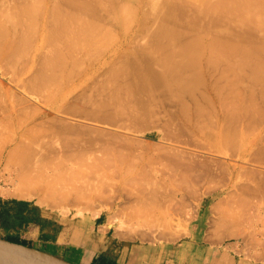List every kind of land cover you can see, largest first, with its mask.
Segmentation results:
<instances>
[{
    "label": "bare ground",
    "instance_id": "6f19581e",
    "mask_svg": "<svg viewBox=\"0 0 264 264\" xmlns=\"http://www.w3.org/2000/svg\"><path fill=\"white\" fill-rule=\"evenodd\" d=\"M45 14H47L46 17L48 18V19L46 18L45 20L46 22H44L47 26L46 27L47 31H45L47 32L46 35L44 32L41 33L43 28L39 29L40 24L43 23L41 17H43ZM217 22L219 23L223 22L222 23L223 25L221 24V26H225L224 28H226L228 32H225L226 31L225 30L221 34L219 32L217 33L216 31H214L213 27L215 23L217 24ZM211 23H213V25ZM187 24L190 25V27L189 26L187 27ZM258 32L259 34L257 35ZM225 33H229V34L226 35ZM133 35H135V37ZM10 36H12L13 38L12 37L10 38ZM263 36H264V0H8V1L0 0V61H1L0 63L1 64L0 66V125L2 126V123L4 124V122H7V124L8 123L11 124L9 120H11L12 122L13 118L19 119L18 120L19 122L21 121V119L23 120L24 116L29 119L28 116L32 113V109L35 108L34 106L36 105L34 103V106H31V103L33 105V101L37 102L36 99H38V102L42 101V103L45 105V107L48 110L57 109L60 107L61 104H64L66 101H67L66 103H68L69 101L68 97L77 88L78 89L82 88L81 90H83L84 88L85 91H82L83 93H79V92L76 93L80 95L82 94L83 97L85 96L84 98H82L83 100H81L82 96L78 95L76 96L77 99L73 98L72 99L73 101L69 102L67 107H64L65 104L62 106L65 109L67 108V111L70 114L74 115L73 117L76 116L75 119L77 117L79 118L81 117L80 120L82 119L81 120L82 122L85 119V117H87L92 120H95L92 122H98L100 120V122L109 121V123L111 124V121L114 120V117L116 118L115 120L117 121L118 117L116 116H118L120 112L121 114L124 113L123 108L125 106L121 107L120 105L118 108H120L121 111H118L120 109L117 108L118 110L116 109V111L118 112V114H116V116L115 115L113 116V113H109L108 111H110L112 108L114 110L116 104L112 105L111 103L112 105L111 106L109 103L112 102L113 100L115 102V99L117 100L118 103V99L120 98H121V102L122 101L124 102L127 98L125 96V93L127 94V96L131 95L134 97L133 93H131L132 92L131 89L133 88H130L131 92L128 90V88L127 90L129 92H126L127 90L121 91L119 89V87H121L120 81L122 82L124 81L122 87L123 86L129 87L131 85H132L131 87L133 86L137 87V84L140 82L139 85L142 87L140 88L143 90H140L139 87H137L138 89L134 88L135 90L136 89L139 90L136 92V94L141 91H142L141 93H147L144 91L145 89H147L146 91H148V87H150V89L152 87L153 88L157 87L158 90L160 89L159 92L155 89L154 90L151 89L152 93L153 91L154 93L157 91V93L161 95V93H163L161 91V88L164 86L163 89L165 88L168 89L169 92L174 91L175 93V94L173 92L169 93L166 90L169 93V94L167 93L168 95L167 97L166 94L163 93L166 99L169 97L172 100L176 101L175 98L173 99L172 94H174L179 99V103H178L179 105L176 106H178L180 110V113L178 112V114L179 115L182 114L184 116L183 117L184 121L185 118L186 121L187 119L189 120L191 119V121H193L192 117L196 116L195 121H193V123L195 122L193 124V128L194 129L196 128L195 130H197L198 132L197 137H195V133L192 132L193 130L191 128H190L191 131H189L188 128L191 126L189 127L188 125L186 126L187 128L186 130L189 131L190 134L189 132L188 133L184 132L183 130H179L178 128L179 131L183 132V133L179 132L180 134L182 133L185 136L190 135L189 136L190 140L188 139L189 140L188 141L186 139L188 143H190V145L193 144L192 141L193 137L197 139L198 136L201 135L206 139V141H209V145H206L207 147H205L207 148L206 151L207 150L212 151V149H214L213 151H215L217 154L219 153L224 157L228 154H232V155L234 154V157L232 156L234 159L232 160V158H230L232 162L230 163L225 162V164L224 162H222L225 161V159L220 161L216 157L214 159L213 157L211 158L210 156L209 157L211 159H209L206 162L204 160L207 157L206 156L203 159L204 162L203 163L202 161L200 162L202 163L201 167L204 168L206 171H208L209 173L208 172L207 173L209 175L210 173H216L219 175L220 173L224 172L226 175L224 177H226V179L228 178L230 182L234 184L232 186L234 187V191H232L234 193L232 194H235V196L240 195L238 197V201H241L242 199L243 202L244 198H246L247 196L248 197L251 196L252 199L254 198L258 199L264 196V171H262L263 168H261V166L264 165V145L256 144L257 141L254 144V140H251L249 138L250 136L248 135L249 130L248 131L242 130L243 131L242 134L241 129L238 128L239 126L237 125L238 126L237 127L236 125L231 124L232 122H229V120L226 117L222 118V123L214 121L213 120L214 117L212 115H216L215 113L218 114V112L216 110L215 113L213 114L214 112L213 110L217 108H214V105L216 104L214 99L209 94L208 89L210 87L212 88L211 91L214 88L217 90L216 91L214 89L215 94L213 93L214 95L218 94L216 96L217 97L216 101H218V98H220L219 94L221 92L219 90L222 89L221 90L223 91L222 93H225L227 95L226 96L221 93L224 96H221L223 98L222 100L219 99L220 100L219 102L222 101L221 103L223 104L224 101L225 102L229 101L227 100L228 97H229L228 99H232L231 96L233 94L234 95L232 101L234 103L236 102V100L238 101L241 100V102H243L244 99H246V97H244L243 101L241 98L239 100V97L241 96L240 94L242 92L240 91L241 87H239L240 88L239 89L237 85L239 81L242 83V81L244 82V80L250 78V81L253 80L252 84L250 85L251 87L253 86L256 87L257 83L259 84L261 83L263 85L264 84V43L260 44V39H259L260 37ZM7 38H10L12 41H10V39L8 40ZM137 38L140 39L138 40ZM242 39H244V41L246 42H244ZM257 39L259 41H257ZM143 40L145 41L143 42ZM240 40H242V43L240 42ZM262 41H264V39L261 40V42ZM2 61L4 62L3 63L4 65L2 64ZM221 62L226 63V65L224 66L225 69H222L221 67L222 65H224V63L218 65V63ZM34 64L36 65L34 66ZM215 65L217 66V68ZM33 66L35 67L34 69ZM213 68L217 70L216 71L217 73L220 72L226 74L230 72V75L234 74L233 76H231L233 78L229 77L230 79H233V81H230L227 75L225 76L223 74H219V75L216 74L215 75L216 77L221 76V78L218 77V79L220 80H222V77L223 80L226 78L224 82L222 80L223 84H221L220 80H218L215 76H213L214 73H216L214 72ZM211 69H212L211 71L212 73L210 72ZM244 70L246 71V74H244L243 76L245 78L246 77L245 75H247L248 78L247 79L245 78L244 80L242 78H241L242 80L238 79L237 77L240 76L243 77L242 74H240V76L238 75L240 72L245 73ZM248 72L250 73L249 75L247 74ZM210 73L212 76L208 77V74ZM236 73H238L237 76H235ZM27 74L30 75L29 77L26 76L29 79L24 87L25 88L24 91L27 94H24L25 92L23 91V93H21L22 95H19L18 93H16L17 90H14L13 92L11 88L8 87L5 88L1 80V78H9V76L11 75L10 77L11 84L13 83L15 86L17 85V88L21 89V87L19 86L22 82L25 83L24 82L25 80L20 82V79H22V77H24ZM71 75L72 78H70ZM79 75L80 77H78ZM120 75H122L121 78L123 80L119 79ZM234 76L236 77L235 79ZM73 78H76V81H74L73 85L67 90L66 84L68 83H64L65 84L64 87L63 86V82L65 81L64 79L67 80L69 79L70 81H73L74 80ZM67 80L66 82H69ZM234 80L236 81L238 80V81L236 82ZM253 82H255V85H253L254 84ZM229 83L234 88L232 86L230 88ZM246 84H247L246 86L249 87L248 83ZM158 85H161V88H158ZM235 87L238 88L239 93L237 89H236L237 92H235L236 91ZM261 87L262 86L260 85V88ZM224 88L225 89L227 88L228 90L229 89L233 90L231 91V93L232 92L234 93L228 95L230 90L226 92L227 90L225 91ZM246 88L247 87H245V90ZM59 90L61 91L59 92ZM65 90H67V92H65ZM242 90L244 89L242 88ZM122 92L123 93L125 92L124 95ZM141 93L139 95H141ZM152 93H148L147 96L152 95ZM157 93H155V95L153 96L154 98L152 96H151L152 98L150 96L149 98L155 100L156 95H158ZM236 93L237 95L239 94L240 96H235ZM57 94H59L60 96L57 97ZM76 94H73L72 96H75ZM118 94L119 96L120 95H122L123 97L125 96L124 97L125 100L122 99V96L117 98ZM244 94L246 93H243V96ZM248 94L250 96L248 100L256 99V98L250 99L251 96L252 97L254 96L251 93ZM259 95H261V93H259ZM131 96L130 98L132 99ZM234 97H237V99ZM130 98L128 97V99ZM78 99H80L83 102L81 103L80 100L78 101ZM70 100H71V96H70ZM133 100H135L133 104L135 102H138L136 101L135 97ZM133 100L131 101L128 100V102H132ZM143 101L144 100H142V103H144ZM232 101L230 103L228 102L231 106L233 105ZM189 102H191V104H194L195 107L190 108L189 105L191 106V104ZM245 102L246 101H244V103ZM86 103H88V105L91 103L92 106H86L87 105ZM228 103H224V105H220L218 103L219 106L221 107L223 106V109L220 107V110L222 109L223 111H226V109L224 108H226ZM125 104L127 105L125 111L128 112V109L131 108V107L128 108V105L130 106L131 104H127V103ZM125 104L123 103V105ZM139 104H140L139 102L137 104L135 103V107H138ZM248 105L249 106H247L248 107L247 112H250L251 108L252 107L254 108L255 106H253V103H249V102ZM62 106L60 108H62ZM142 106H144V104H142L140 107ZM240 106L241 105L239 104V107ZM102 107L103 108L108 107V109L109 108L111 109L108 110L105 108V110L108 111H103L101 110ZM133 107L134 105L132 106V108ZM247 107L245 106L243 107V109L246 111ZM37 108L40 109L39 107ZM37 108L33 109V111L36 112ZM232 108H234V106ZM232 108L231 110H233ZM30 109L31 112L29 111ZM243 109H241L240 107L239 111H241V113H238L239 112L238 111L237 115L236 112H234V110L237 111L238 107H236V109H234L233 111H230V108L228 109V111H230L228 112L230 113V115L232 114L233 116L234 113L235 118L234 117L232 118L235 119V123L237 121V124H241L239 123V121L242 120V119L240 120V118H242L240 115H243L242 112L245 115V111ZM254 109H256V112L252 109L251 110L252 112L250 113L251 114L256 113V117H257V112L259 111V108H254ZM131 110L132 113L135 112L134 109H130V111ZM179 110L177 109L176 111ZM222 110L220 111L221 113H225V115L226 114L229 115L227 112H222ZM247 112L246 115L250 114ZM40 113L39 115L41 116L42 115L47 116L48 114L47 111H44L41 114ZM259 113H261V110L260 112H258V115L260 116L262 113L261 114ZM34 114L30 116V119H32L33 122L36 121V119L33 120L32 118ZM251 114L249 115L250 116L249 119L251 118ZM37 115L38 114H36L35 116ZM67 115L69 114L67 113ZM54 117L56 118V116ZM82 117H84V119ZM180 117L182 116L180 115ZM212 117L213 119L211 120ZM258 117L256 119L253 118V121L259 119ZM260 117L262 118L263 116ZM27 118H25V122ZM87 118L85 120H87ZM139 118L141 117H138V120ZM198 118L201 120L199 121ZM141 119L143 120V118ZM73 120H71L72 122L69 120L70 123L69 121L66 120V122L69 124H65L66 122L64 123L65 125L63 123L58 124V128L60 129L57 128V131H55L56 134H58V132L60 134L61 131L66 133V135L62 134L65 137L63 139L65 142L63 144L66 145V150L64 151L65 152L64 157L66 158L65 162L64 161L58 163L56 162V164L54 165L52 164L50 165L49 164L50 162L48 163L46 157L51 156L49 155V152L51 151L50 153L52 154L57 153L56 149H55L56 151H54L55 148L54 145L47 144L49 142H47L45 146L48 147L47 148L48 150H50L49 146L50 148L54 147L52 149L53 152L52 150L48 152L47 149H42L44 148L43 143L39 145L40 148L39 147L37 148L34 142V144L32 145L33 147L31 145L29 146L26 144L25 145L21 144L20 146H16L11 150L8 149V145L3 144L2 146V144H0L1 155L6 156L8 160L13 159L16 161V163L13 162L14 165L16 164V167L18 168L17 179L15 181L16 188H18L21 191L24 197H29V198L36 197L39 199L40 202L43 203L49 202L56 208H58V206H60V208L61 206L62 208H64L65 205L69 207L71 205V207L74 206L75 208H77V204H79L81 201L82 203H80L79 205L82 204V206H84L86 204V207L89 208L88 207L89 205L87 204H89V201L91 204L92 193L96 190L94 188L98 189L99 187L100 188L104 187V185L107 184L108 179H104L106 178L105 176H107V174L109 173L119 174L116 175L117 176L116 179L113 178V181L117 184L121 183L120 185L122 187L132 188L133 189L132 192L134 191L136 192L135 195L134 193H132L134 195L133 196L134 200L131 199V196L129 195L126 196V198L130 197L131 202L129 203L128 201V203L126 204L127 202L126 200L125 206L126 205L127 206L126 208L123 209L124 211L121 212L123 219H119L120 220L119 223L121 225L122 222L128 223L129 227H133V229L131 230L133 236L138 235V237H141V239L142 237L143 239L144 237L150 239L153 238L152 241L156 240L157 242L159 241L161 244H163V242L167 240L171 241V239L177 235L176 233L179 232L177 231L179 228L177 229L178 226L177 227L175 226L177 230L172 228L173 227L172 223L174 222L172 219V217L174 216L173 212L171 211V208L166 209L165 207H162V204L164 203L162 202L163 196H161V194L158 192L159 179L157 178V176L151 178V174L154 172L152 175H155L157 173V170H159L160 172L165 171L164 174H167V176L165 177L171 179L176 178L177 176L183 177L184 180L182 181L186 180V176L187 179L189 176H190L189 178L191 177L195 178L194 175L196 176V173H198L202 169L200 166H198L200 164L198 165L196 164L197 167L196 165H194L195 162H193L194 161L193 159L196 157V155L194 156V154H196L195 150L193 152L192 151L193 149L191 148L192 150L190 152V150L187 149L189 153H191V156L192 153H194L193 154L194 157L192 156L193 158L190 159L191 157L189 158V156L187 155L188 153L186 152L187 150L183 149V147L186 146L184 145V142H183L184 146L183 147L181 146L182 148L180 146L179 148H177L176 146H172L171 144L167 146H162V144H164L162 141L164 137L161 138L160 136H158L157 140H155L156 142H147L141 138L135 139L133 138L134 136H132L131 138L129 136L130 134H128L129 131L128 133H126L128 135L125 134L123 135L122 133H121L122 135H120L119 133L118 135L116 134V136H113L111 135L113 134V132L112 133L109 132L108 134L102 135L103 132L105 133L107 132L108 129L106 131L104 130L105 127L109 125V123H106L107 126L103 127L104 128L103 130V128L101 129L100 127L97 128L95 127L97 123L93 125V127L90 126L89 124H86L87 126L89 125L88 126L89 128H86L87 126L85 125V123H83L84 124L83 126V124H80L81 122L75 123L76 121ZM191 121H189L188 123L189 125H191L190 124ZM232 121L234 122V120ZM245 121H247L248 123H245L246 124L245 127L243 125V129L244 128L250 129L251 126L254 125V123H257V122L254 123L252 122L253 123L252 124L250 120L249 121L245 120ZM23 122L24 120L21 121L22 124ZM46 122L48 123V121ZM58 122L56 121V123ZM178 122L180 121L178 120ZM51 123L53 122L50 121V124ZM250 123H251L250 128H247L248 126L247 124L250 125ZM114 124L112 125L114 128L115 127H117V129L118 127L122 128L120 127L121 125H118L116 123L117 126L116 124L114 126ZM182 124L186 125L183 123V121ZM182 124H179V127L180 126L183 127ZM51 126L49 125L50 127L49 130H51ZM56 126L54 125V127ZM112 126L109 127L113 128ZM100 129L102 130V133L100 132L101 131ZM31 131L32 130H30V132ZM51 133L49 132L50 136ZM24 134H22V136H18L19 138H16L15 136L17 135L14 134L15 135L13 136L14 141L13 140L12 141L15 143L18 142L21 139V137L26 136V134L25 136ZM191 134L192 135L194 134L192 138H191L192 136ZM44 135L40 136L43 138L41 140L40 137L38 136L39 138L38 137L37 138L39 139V141L37 140V138L36 141L38 143H40V141L45 143V141L43 140L46 135L45 136ZM253 136L251 135V137ZM0 137H1V132H0ZM186 140L185 143L188 145ZM38 143L36 144L38 145ZM194 143L197 144L196 141H194ZM210 144L212 146V149H210L211 148ZM161 147H165V150L162 154L154 152L155 150H159ZM227 149L229 150L231 149L232 152L231 153H227L230 151L225 152V150ZM200 150L202 149L200 148L199 152ZM233 150L236 153H234ZM46 152H48V154ZM208 153H210V151ZM145 156H148L150 160L147 161L144 160L143 158H145ZM39 157L40 158L42 157L43 160L45 158L46 161L45 160L43 161ZM200 157L202 156L200 155L198 159H201ZM245 157L247 158L245 159ZM38 159L40 161H38ZM207 159L208 158H206V160ZM41 161H43V163H41ZM240 162L243 163L252 162L255 164V166L249 165V167L247 168L246 166H244L245 164L243 163L241 164ZM191 163L194 164L192 165ZM189 166H191L193 170L195 169L194 170L196 172L195 174L191 172L192 170H188L189 172L186 170L183 171L184 169H187L186 167ZM193 166H195V168ZM139 167H142V169H140ZM46 168L48 170H50L51 168V171L48 172ZM137 168L140 172L137 170ZM197 168H199L198 172L196 170ZM204 169H202L203 171L202 170L201 171L203 173H206V171L204 172ZM136 170L137 172L135 175V173L133 172H135ZM88 171L89 174L95 173V175L97 174L100 175L101 173H104L105 176H100L98 177L97 180H95L94 178L91 179V177L89 178V176L88 177H85L84 175L83 177L81 176L83 173L85 172L87 173ZM201 171L199 172L201 173L200 176L203 175ZM247 171L249 176H251L250 174L253 172L252 173L253 176L250 177L251 178L250 180L248 178L249 177L248 174L244 173ZM145 172L147 175L146 177H145ZM185 172H187L188 175L189 173L194 175L192 176L190 174L188 176ZM254 172L256 175L254 174ZM137 173L139 174L144 173V175L141 174L144 177L143 176L137 177ZM243 173L246 174L247 176L243 175ZM129 175L131 176L135 175L136 177L135 176L129 177ZM242 175L244 177L246 176L245 179L243 178L246 183H242L241 185L240 183L243 181ZM116 176L114 175V177ZM206 177H204L203 175V178ZM213 177H216V175L212 177L210 176L209 180L211 179L214 181V179H212ZM247 178L249 181L247 180ZM217 179H219V182H217L218 180L217 181L215 180L214 183L216 182L218 184L225 183L224 185H226L227 182L224 180V178H219L218 176ZM221 179H223L222 180L224 181L223 183L222 181H220ZM235 183H239V184H235ZM191 184L193 183H190V185ZM206 184L208 185V183ZM190 185L187 184L186 188H188ZM217 187L220 186L217 185ZM182 188H184V186ZM130 191H128V193ZM193 192H195V190ZM242 192L246 195H243ZM190 193L193 194L192 192ZM229 193L230 194L228 195H231V191ZM93 194L95 196L96 193ZM235 196L232 197L233 201L237 200L236 199L237 197L235 198ZM248 197L246 200L249 199V201H251L252 199L250 200V198ZM224 198L225 197L222 198L223 201ZM220 199H218L216 201L217 203L213 205L215 211H217V208L219 206H222L221 204H223L222 200L220 201ZM258 200L256 201L258 202ZM260 200L262 201L261 198ZM169 201L172 202L173 200H169ZM238 203L242 205L241 202ZM247 203L249 202L245 201V204ZM230 204L233 203L230 202ZM240 204L238 205L241 206ZM234 205L236 207V204H233V206ZM242 206L241 209L243 208ZM86 207L84 206V208ZM235 207L234 209L237 210ZM80 208L82 209L83 207L80 206ZM237 208L239 207L237 206ZM231 209L232 211L229 212L227 218L224 216L225 218L219 217V219L216 218L213 219V221L211 222V231L210 230L208 231V233L209 232L211 233L207 237L208 243L212 245L214 244L219 245V243L221 244L222 240L224 239H231L237 237L238 230L240 231V229L241 230L242 228L244 229L243 226L242 228L238 229L239 226L234 227V225L231 224L230 220L233 218V217L231 218V215L233 214L230 213L232 212L234 213L233 211L234 209L231 207L229 211ZM65 210L68 211L69 210L68 207H66ZM237 211L235 212V214L237 213ZM193 212H195V210ZM238 214L240 213L238 212ZM101 215H103L102 210L101 212L98 213V216ZM249 215L250 214H248V217ZM255 216L256 215L252 217L254 218ZM193 217L195 216L193 215ZM244 217L242 216L240 218V216L238 215L239 218L238 220ZM259 217L260 216H257L256 218ZM177 221H175V223ZM228 222H230L229 224H231V226L238 229L236 233L235 231H233V229H230ZM179 223L181 224L182 222L178 221V224ZM186 223L184 224L185 227H186ZM180 226L184 227L182 225ZM225 228H227L228 231L226 232L228 234L226 235L225 232L226 236L225 235L222 236L221 229L224 230ZM181 230L182 229H180V232ZM184 230L186 229H183V232H181V234L185 232L186 234L184 235L186 236L184 235L183 236L184 238L188 239L189 242L187 241L182 245V248H184L182 253L183 256L186 254L188 247L191 246L190 242H192V240H195L196 237L200 236L199 231L197 232L198 233L197 235V233L191 231V229L189 228L187 229L188 232ZM223 230L222 233H224ZM180 232L178 233L179 234L178 238L182 236ZM246 232L247 231H245L244 234ZM210 236L212 237L211 239ZM150 239L149 242L151 241ZM172 241L174 240L172 239ZM41 257L58 264L57 260H55L52 257L49 258L45 255H42Z\"/></svg>",
    "mask_w": 264,
    "mask_h": 264
},
{
    "label": "rangeland",
    "instance_id": "374dc122",
    "mask_svg": "<svg viewBox=\"0 0 264 264\" xmlns=\"http://www.w3.org/2000/svg\"><path fill=\"white\" fill-rule=\"evenodd\" d=\"M8 1V0H7ZM46 15L47 14H45L43 17H41L42 19L41 20H43V23H41L40 24V27H39V29H42L43 28V30L41 31V33H45V35H46V33L47 32H45V31H47L46 30V24L44 23V22H46L45 20H46ZM48 19V18H47ZM205 23V22H204ZM223 22H221V23H219V22H217V24L215 23V25H214V31H216L217 33L219 32V33H221L222 34V32L223 31H225L226 30V28H224L225 26H221V24H222ZM212 25H213V23H211ZM186 25V24H185ZM223 25V24H222ZM225 25V24H224ZM45 26V27H44ZM190 27V25H188L187 24V27ZM205 26V25H204ZM223 27V28H222ZM211 30V29H210ZM225 32H228L227 30L225 31ZM215 33V32H214ZM226 35L227 34H229V33H225ZM224 34V35H225ZM259 34V32L257 33V35ZM41 35V34H40ZM261 35V34H260ZM259 35V36H260ZM134 37H135V35H133ZM12 36H10V38H11ZM132 37V36H131ZM10 38H7L8 40L10 39ZM13 38V37H12ZM262 38V39H261ZM37 39V38H36ZM35 39V40H36ZM138 39V38H137ZM136 39V40H137ZM140 39V38H139ZM138 39V40H139ZM260 39V44L261 43H264V41H262L261 42V40H263L264 39V36L263 37H260L259 38ZM7 40V41H8ZM243 41H244V39H242ZM242 40H240V42L242 43ZM10 41H12L11 39H10ZM131 41V40H130ZM145 40H143V42H144ZM237 41V40H236ZM257 41H259L258 39H257ZM137 42V41H136ZM141 42V41H140ZM244 42H246V41H244ZM243 42V43H244ZM250 46H251V44H250ZM0 63H1V61H0ZM4 62L2 61V64H3ZM224 62H221V63H218V65L219 64H223ZM4 65V64H3ZM36 64H34V66H35ZM217 65V64H216ZM215 65V66H216ZM226 65V63H224V65H222L221 67H222V69H225L224 68V66ZM0 66H1V64H0ZM33 66V69L35 68ZM219 67V66H218ZM69 68V67H68ZM216 68H217V66H216ZM214 69V72H216L217 70H215V68H213ZM219 69V68H218ZM221 69V68H220ZM35 71V70H34ZM212 71V69L210 70V72ZM229 72V71H228ZM243 72V71H242ZM244 72L245 73H239V75L238 76H240V74H242V76L244 75V74H246V71L244 70ZM212 73V72H211ZM211 73L210 74H208V77H210V76H212L211 75ZM232 73H234V72H232ZM216 74H223V73H214V75L213 76H215ZM237 74L238 73H236V75L235 76H237ZM248 75L250 74L249 72L247 73ZM73 75V74H72ZM72 75H71V77L70 78H72ZM223 75H227V77L229 78H233V77H231V76H233L234 74H232V75H230V72L229 73H226V74H223ZM222 75V76H223ZM26 76H30L29 74H27V75H25L24 77H22V79H20V82H22V81H24L25 83H23V85H22V83L20 84V86L19 87H21V89H19V88H17V85L15 86L13 83L11 84V82H10V77H11V75L9 76V78H1V80H2V82H3V85H4V87L5 88H11L12 90H13V92H14V90H17L16 91V93H18L19 95H22L21 93H23V91H24V87H25V84L27 83V81H28V79L29 78H27ZM225 76H224V78H225ZM234 76V79L236 78ZM246 77V79L248 78V76L247 75H245ZM78 77H80V75L78 76ZM122 75H120V80H123L122 78ZM208 77H207V79H208ZM216 77V76H215ZM219 78H221V76H218ZM218 77H216L217 79H218ZM137 78H139V77H137ZM229 78V79H230ZM238 79H245L244 78V76L243 77H237ZM74 79V80H73ZM73 79H71V80H73V81H70L69 79L67 80V79H64L65 81L63 82V86L65 87V84L64 83H68V84H66V86H67V90L73 85V83H74V81H76V78H73ZM226 79V78H225ZM224 79V80H225ZM241 79V80H242ZM249 79V80H248ZM247 80H244V82L242 81V83L239 81L238 83H237V85H238V88L239 87H241V90L240 91H242L241 92V96L238 94L237 95V93L235 94V96H240L239 97V100H240V98L242 99V101H243V99H244V97H246V99H244V101H246L245 103H244V101L243 102H241V100L240 101H238V100H236L237 99V97H234V98H236L235 100H236V104L232 101V99H233V93L234 92H232L231 93V91H233V90H230V92L228 93V95H230V94H233L232 96H231V98L232 99H228L227 98V100H229V101H227V102H223V104L221 103V102H219L220 100H222V98L223 97H221V96H224V95H226L225 93H222L223 91H221L222 89H220V88H218V89H220L219 91L222 93V94H224V95H222L221 93L219 94V96H220V98H218V101H216L217 99V95H214L215 93H214V91L216 90L215 88V90L213 89L212 91H211V89L212 88H210L209 87V89H208V91H209V94L211 95V97L214 99V101H215V104L216 105H214V108H217V109H215V110H213L214 112H213V114L215 113V111L217 110V112H218V114H219V116H218V114L217 113H215L216 115H212L213 117H214V119H213V117L211 118V120L213 119L214 121H216V122H220V123H222V118L223 117H226L228 120H229V122H232L231 124H234V125H238L237 127L239 128V129H241V133L243 132L242 130H244V131H248V135H250L249 136V138L251 139V140H254V144H255V142L257 141V143L256 144H260V145H264V100H262V99H264V84L262 85L261 83L259 84V83H257V88L255 87V86H253V87H251L250 85L252 84V81H250V78H248ZM66 80L67 81H69V82H66ZM137 80V79H136ZM135 80V81H136ZM218 80H220V79H218ZM222 80H223V77H222ZM222 80H220V83L221 84H223L222 83ZM224 80H223V82H224ZM230 81H233V79H230ZM234 81H236V80H234ZM238 81V80H237ZM236 81V82H237ZM248 81H250V82H248ZM70 83V84H69ZM231 83V82H230ZM229 83V84H230ZM244 83V84H243ZM246 83H248V85H249V87L248 86H246L247 84ZM254 84L253 85H255V82H253ZM120 84H121V87H119V89L121 90V91H126L127 90V88H128V90L130 91V88H137V87H139V89L140 90H143V89H141L142 87L139 85L140 84V82L137 84V87H131V86H129V87H125V86H123L122 87V85L124 84V81L122 82V81H120ZM232 84V83H231ZM229 85L230 86V88H231V86L232 85ZM22 85V86H21ZM70 85V86H69ZM218 85V84H217ZM239 85H241V86H239ZM243 85V86H242ZM244 85H245V87H247L246 88V90H245V87H244ZM260 85L263 87H261L260 88ZM220 86V85H219ZM16 87V88H15ZM141 87V88H140ZM164 87V86H163ZM163 87L161 88V85H158V88H161V91L164 93V94H166V97L168 96L167 95V93L169 92L168 91V89H163ZM233 87V86H232ZM237 87V86H236ZM235 87V90L237 89L238 90V88H236ZM254 87H255V89H254ZM126 88V89H125ZM147 88V87H146ZM217 88V87H216ZM228 88V87H227ZM225 89V91L226 92H228L229 90L228 89ZM234 88V87H233ZM242 88L244 89V90H242ZM258 88H260V89H258ZM82 88H80V89H76L74 92H72L73 94H76V93H83L82 91H85L84 90V88H83V90H81ZM133 89H131V93H133V95H134V97L136 98V101H138L140 104V106L142 105V104H144V106H142V107H140L139 105H138V107H135V103L137 104L138 102H135L134 104H133V102L135 101V100H133L134 99V97L133 96H131L132 97V99L130 98V96H127V94L125 93V96L127 97L126 98V100L124 99V97L122 96V95H120L119 96V94H121V93H119L118 94V96H117V98L118 97H121L122 96V99H124L125 101L123 102H121V98L120 99H118V103H117V100L115 99V102H114V100L112 101V102H110L109 104L111 105V103H112V105L113 104H116L115 105V108H114V110H113V108L111 109V108H109V109H111L110 111H108L109 109H108V107L106 108V107H102L101 108V110H103V111H108L109 113H113V116L115 115L116 116V114H118V112L116 111V109L121 105V107L123 106H125L123 109H124V113L123 114H121V112L118 114V116H116V117H118L117 118V121L115 120L116 118L114 117V120H112V121H114V122H112L111 121V124L109 123V121H105V122H103V121H101L100 122V120L98 121V122H92V121H95V120H92V119H90V118H87V117H85V119L87 118V120H85L84 119V117H82L84 120H83V122L80 120V118L79 117H77L76 119H75V117H73L74 115H72V114H70L68 111H67V108L65 109L64 107H67L68 106V104H69V102H72L73 100V98L74 99H77L76 98V96H78V95H80V94H76L75 96H72L73 94L71 93V100H70V96L68 97V99H69V101H68V103H64L65 104V106L63 107L62 105H64V104H61L60 105V107L62 106V108H57V109H47L46 107H45V105L42 103V101H40V102H38V99H36L37 100V102H35V101H33V105H32V103H31V106H34V103L36 104L34 107L35 108H37V107H39L40 109H38L37 108V110H39V111H37L36 110V112H34L33 111V109H35V108H33L32 109V113L28 116L29 117V119H30V116L32 115V114H34V113H36V114H38L37 116H35L36 114H34L33 116H32V118H33V120H35L36 119V121L35 122H33L32 121V119H28L27 117H23V120H24V122H23V124L21 123V121H23L22 119H21V121L19 122L18 120L19 119H16V118H13V120H12V122H11V120H9L10 121V123L11 124H7V122H4V124L2 123V126L0 127V132H1V137H0V144H2V146H3V144H5V145H8V149H13V148H15L16 146H20L21 144H23V145H33L34 144V142H35V145L37 146V148L39 147V145H41L42 143H43V147L44 148H42V146H41V148L42 149H47L48 147H46L45 145H46V143L47 142H49V143H47V144H52V145H54V151H56L57 150V153H54V154H52V153H50L51 151L50 150H52L53 148H50V146L49 145H47V146H49V149L50 150H48L47 149V151L49 152V155H51V156H47L46 158V160H48V163L51 165H54V164H56V162L58 163V162H65V160H66V158L64 157V155H65V150H66V145L65 144H63L65 141L63 140L65 137H64V135H62V134H65L66 135V133H64L63 131H61V133L59 134V132H58V134H56L55 133V131H57V128H58V124H61V123H65L66 122V120L67 121H71V120H73V121H76L75 123H78V122H81L80 124H83V123H85V125L86 124H89L90 126H92L93 127V125H95L96 123V125H95V127L97 128V127H100L101 129L103 128V127H105V126H107V124L106 123H109V125L107 126V127H105V130H104V128H103V130L104 131H106L107 129L109 130H107V132L105 133V132H103L102 133V130L100 131L101 133H102V135H104V134H108L109 132H113V134H111V135H113V136H116V134L118 135L119 133H120V135H128V134H130L129 136L132 138V136H134L133 138H135V139H137V138H141V139H143V140H145V141H147V142H156L155 140H157V138H158V136H160L161 138H163V143L164 144H162V146H167V145H172V146H176L177 148H179V146L181 147H183L184 145H186V146H184L183 147V149H188V150H190V152H191V150L194 152V150H195V152H196V154H194V153H192V156H193V154H194V156L196 155V159L194 158L193 160V162H195V164L194 163H191L192 165L194 164V165H198V164H200V165H198V166H200L201 167V165H202V163L204 162L203 161V159H204V157H206V158H208L207 160H206V158L204 159L206 162L209 160V159H211L212 157L215 159V157L217 158V159H219L220 161H222V160H224L225 159V161H222V162H224V164H225V162H232V160L234 159L233 157H234V154L232 155V154H228V155H226L225 157L224 156H222V155H220L219 153V155L215 152V151H213L214 149H212V146H211V144H210V149H212V151L211 150H207L208 152L210 151V153H208L207 151H206V149L207 148H205V147H207L206 145H209V141H206V139L203 137V136H201V135H199L198 136V138L196 139V138H194L193 136H194V134L191 136V138L193 137V139H196V140H193L192 139V141H193V144H191L190 145V143H188V141L190 140V135L188 136L186 133V135L189 137H187V136H185V135H183L182 133V131H179V130H183L184 132H189V131H191L190 130V128L193 130L192 132L193 133H195V137H197V130H195L194 128H193V124L195 123H193V121H195V117L196 116H194V117H192V120L193 121H191V119L189 120V119H187V121H186V118H185V121H184V116L182 115V114H180L182 117H180V115L178 114V112L180 113V110H179V108H178V106H176V105H179L178 103H179V99L174 95L175 93H174V91H172V90H170V91H172L174 94H172L173 95V99L175 98V100L176 101H178V102H176V101H174V100H172L171 98H167L166 99V97L163 95V93H161V95L159 94V93H157V91L159 92V90L157 89V87H155V88H151L152 90H157L155 93H157L158 95H156V99L155 100H152V99H150L149 98V96L151 97H153L154 95H155V93H154V91H153V93H154V95H153V93H152V90L150 89V87H148V91H146L147 89H145V91L144 92H147V93H141V92H139V93H137L136 94V92L137 91H139V90H135L134 89V91H133ZM207 89V88H206ZM240 89V88H239ZM258 89V90H257ZM61 90H62V88H61ZM61 90H59V92L61 91ZM67 90H65V92H67ZM79 90V91H78ZM126 91V92H129V91ZM164 90V91H163ZM168 92H167V91ZM237 90L235 91V92H237ZM258 92H257V91ZM121 91H119V92H121ZM166 91V92H165ZM217 91V90H216ZM249 91V92H248ZM252 91V92H251ZM25 92V91H24ZM172 92H169V93H172ZM210 92H212V93H210ZM254 92V93H253ZM258 93V94H256V93ZM123 93V92H122ZM124 93H123V95H124ZM131 93H129V94H131ZM135 93V94H134ZM141 93V95H139ZM148 93H152V95H149V96H147L148 95ZM168 93V94H169ZM214 93V94H213ZM219 93V92H218ZM238 93H239V90H238ZM243 93H246V94H244V96H243ZM248 93H251L254 97H252L251 96V98L250 99H252V98H258V97H260V98H258L257 100L256 99H252V100H248V98L250 97L249 96V94ZM259 93H261V95H259ZM263 93V94H262ZM24 94H27L26 92L24 93ZM88 94H89V92H88ZM144 94V95H143ZM145 94H146V97H145ZM248 94V95H247ZM256 94V95H255ZM245 95H247V96H245ZM60 95L59 94H57V97H59ZM80 96H82V94L80 95ZM79 96V97H80ZM143 96H144V98H143ZM218 96V97H219ZM227 96V95H226ZM78 97V98H79ZM85 97V96H84ZM83 96L81 97V100H83L82 98H84ZM128 97L131 99V100H133L132 102H128V100L129 101H131L130 99H128ZM151 97V98H152ZM55 98H56V96H55ZM154 98V97H153ZM67 99V100H68ZM138 99V100H137ZM220 99V100H219ZM261 99V100H260ZM80 99H78V101H79ZM80 100V102L82 103L83 101H81ZM120 100V101H119ZM142 100H144L143 102L144 103H142ZM232 101V103H233V105L231 106L229 103ZM248 100V101H247ZM256 103H255V102ZM262 101H263V104H262ZM192 102V101H191ZM191 102H189L190 104H191ZM229 102V103H228ZM239 102V103H238ZM248 102L249 103H253V106H255L254 108H259V111L258 112H260V110H261V113H259V114H261L260 116H263L262 118L258 115V112H257V117L259 118V119H257V120H254L253 121V118L254 119H256L257 117H256V113L255 114H251L250 112H252L251 110L253 109L255 112H256V109H254L253 107L251 108V110H250V112H247L248 110V107L247 106H249L248 105ZM261 102V103H260ZM123 103L125 104V103H127V104H131L130 106L128 105V108L129 107H131V108H127L128 109V112L130 111V109H134V111L135 112H133L132 113V110L128 113V112H126L125 110H126V104L125 105H123ZM220 105H224V103H228L229 104V106H228V104H227V106H226V108H224V109H226V111H223L222 109H223V106L221 107V106H219V104ZM242 103V104H241ZM67 104V105H66ZM87 105L86 106H92L91 105V103L88 105V103H86ZM235 104V105H234ZM239 104L241 105L240 107H241V109H243V107H247L246 108V111H245V115H246V112L247 113H250L251 114V118L249 119V115L250 114H248V115H246V117H245V115H244V113L242 112V114L244 115V117H243V115H240L242 118H240V120L241 121H239V123H241V124H237V121H236V123H235V119H233L232 117H234L235 118V116H234V113L233 112H231V113H233V116H232V114L230 115V113H228V112H230V111H233L234 109H236V107H238V110L237 111H235L234 110V112H236V115L238 114V113H241V111H239V109H240V107H239ZM111 105V106H112ZM134 105V107L132 108V106ZM189 105V104H188ZM193 105V106H192ZM217 105H218V107H217ZM259 105V106H258ZM262 107H261V106ZM37 106V107H36ZM234 106V108H232ZM189 107L190 108H194L195 107V105L194 104H191V106L189 105ZM220 107L222 108L221 110H222V112H227L229 115H225V113H221L220 111ZM44 108V109H43ZM105 108L106 109H108V110H105ZM142 108V109H141ZM230 108V111H228V109ZM231 108L233 109V110H231ZM43 109V110H42ZM118 109H120V108H118ZM117 109V110H118ZM122 109V110H123ZM140 109V110H139ZM179 110V111H176V110ZM59 110V111H58ZM218 110H220V111H218ZM258 110V109H257ZM30 112H31V109L29 110ZM40 111H41V113L42 112H44V111H47L48 112V114H47V116H41V115H39V113H40ZM112 111H114V112H112ZM118 111H121V109L120 110H118ZM138 111V112H137ZM239 111V112H238ZM34 112V113H33ZM64 112H67L69 115H67V113H64ZM117 112V113H116ZM238 112V113H237ZM40 113V114H41ZM64 113V114H63ZM115 113V114H114ZM131 113V114H130ZM176 113H177V115H176ZM225 115V116H223V115ZM174 115H175V117H174ZM54 116H56V118L54 117ZM215 116H217V117H215ZM252 116H254V117H252ZM37 117H39V118H37ZM42 117V118H41ZM52 117V118H51ZM58 117V118H57ZM138 117H141V118H143V120L141 119V118H139V120H138ZM173 117V118H172ZM237 117H239V116H237ZM25 118H27L26 119V122H25ZM79 118V119H78ZM174 118H176V119H174ZM244 118V119H243ZM261 118V119H260ZM43 119V120H42ZM49 119V120H48ZM56 119H58V120H56ZM90 119V120H89ZM181 119H183V120H181ZM16 120H17V123H16ZM89 120V121H88ZM140 120H142V121H140ZM178 120L180 121V122H178ZM198 120L200 121L201 119H199L198 118ZM232 120H234V122L232 121ZM237 120H239V119H237ZM245 120H250V122L252 123H254V122H257V123H254V125L253 126H251V123H250V125L249 124H247L248 126H247V128H250V126H251V131H250V129H243V125H244V127L246 126V124L245 123H248L247 121H245ZM8 121V122H9ZM41 122V124L43 125V127H42V125L40 124V122ZM46 121H48V123L46 122ZM50 121L51 122H53V123H51L50 124ZM55 121V122H54ZM56 121L58 122V121H60V122H58V123H56ZM62 121H64V122H62ZM70 121H69V123H70ZM91 121V122H90ZM97 121V120H96ZM182 121H183V123L184 124H186V125H183L182 124ZM189 121H191V125H189L188 123H189ZM243 121V122H242ZM19 122V123H18ZM72 122V121H71ZM187 122V123H186ZM7 125H6V124ZM43 123H45V124H43ZM69 123H65V124H69ZM74 123V122H73ZM92 123V124H91ZM118 124V125H121L120 127H122V128H119L118 127V129H117V127H113L112 125L113 124ZM243 123V124H242ZM252 123V124H253ZM39 124V125H38ZM51 126L52 124V126H51V130H49L50 129V127H49V125ZM64 124V125H65ZM106 124V125H105ZM115 124H114V126H115ZM117 124H116V126H117ZM179 124H182V126L183 127H179ZM199 124V123H198ZM256 124V125H255ZM45 125H46V127H45ZM54 125L56 126V127H54ZM88 125V126H89ZM188 125V127L189 126H191V127H189L188 129H189V131H187L186 129V126ZM83 126H84V124H83ZM87 126V125H86ZM85 126V127H86ZM86 127V128H89V127ZM112 126L113 128H110V127ZM91 127V128H92ZM123 127H124V129H123ZM195 127H196V125H195ZM242 127V128H241ZM253 127V128H252ZM47 128V129H46ZM53 128H55V129H53ZM129 129V130H127V129ZM178 128H179V130H178ZM185 130H184V129ZM34 129V130H33ZM41 129V130H40ZM58 129H60V128H58ZM121 129V130H120ZM123 129V130H122ZM30 130H32L31 132H30ZM111 130V131H110ZM254 130V131H253ZM38 133V135H37V133ZM39 131V132H38ZM41 131V132H40ZM45 131V132H44ZM54 131V132H53ZM98 131H99V128H98ZM118 133H117V132ZM122 131V132H121ZM123 131H125V132H123ZM128 131H129V133H128ZM256 131V132H255ZM33 133V134H30V133ZM49 134V132L51 133V136H50V134L48 135L47 133ZM63 132V133H62ZM99 132V133H100ZM115 132V133H114ZM179 132H182L181 134L179 133ZM191 132V133H192ZM251 132V133H250ZM253 132H254V134H253ZM26 134V136H25V134ZM46 135H44V134ZM53 133H55V134H53ZM122 133V134H121ZM126 133H128V134H126ZM246 133V132H245ZM250 133V134H249ZM17 135V136H15V135ZM22 134H24V136L26 137H21V139L18 141V142H13L14 140H13V136H15L16 138H19L18 136H22ZM36 134V135H35ZM189 134H190V132H189ZM243 134V133H242ZM247 134V133H246ZM45 136V138H44V140L43 141H45V143L44 142H41L40 141V143H38L37 141H36V138L39 136ZM54 135V136H53ZM163 135V136H162ZM251 135L253 136V137H251ZM33 136V137H32ZM32 139H31V138ZM35 137V138H34ZM38 137V138H39ZM37 138V140L39 141V139ZM35 139V140H34ZM41 139H43L42 137H40V140ZM188 141H187V140ZM199 139V140H198ZM13 140V141H12ZM185 140L187 141V143H188V145L185 143ZM194 141H196V143L197 144H195L194 143ZM179 142V143H178ZM182 142V143H181ZM183 142H184V145H183ZM36 143H38V145L36 144ZM176 143H177V145H176ZM166 144V145H165ZM35 146V147H36ZM190 146V147H189ZM33 147V146H32ZM181 147V148H182ZM186 147H188V148H186ZM0 148H1V145H0ZM40 148V147H39ZM180 148V149H181ZM192 148V149H191ZM202 149V150H200V152H199V149ZM205 148V149H204ZM208 148V149H209ZM56 149V150H55ZM159 149V148H158ZM164 150H165V147H161L159 150H155L154 152L155 153H159V154H162L163 152H164ZM179 150V149H178ZM182 150V149H181ZM186 151V152H188L189 153V151ZM184 151V150H183ZM226 151H230V152H227V153H231L232 152V150L230 149H227V150H225V152ZM234 151V150H233ZM48 152H46L47 154H48ZM52 152H53V150H52ZM198 152V153H197ZM213 154H212V153ZM187 153V155L189 156V158L190 159H192L193 157L191 156V153H189L188 154ZM199 153H200V155L202 156V157H200L201 159H198L199 158ZM202 153V154H201ZM234 153H236L235 151H234ZM204 154V155H203ZM209 154V155H208ZM216 154V155H215ZM199 155V156H198ZM213 155V156H212ZM218 155V156H217ZM231 157H230V156ZM248 155V154H247ZM198 156V157H197ZM211 158H210V157ZM229 156V157H228ZM233 156V157H232ZM250 156V155H249ZM220 157H221V159H220ZM40 158V157H39ZM65 158V159H64ZM227 158V159H226ZM230 158H232V160L230 159ZM247 157H245V159H246ZM40 159H42V157L40 158ZM144 160H150L149 158H148V156H145V158H143ZM244 159V158H243ZM244 159V160H245ZM43 160V159H42ZM44 160H45V158H44ZM43 160V161H44ZM45 160V161H46ZM196 160V161H195ZM199 160V161H198ZM230 160V161H229ZM38 161H40L39 159H38ZM43 161H41V163H43ZM198 161V162H197ZM202 161V163H200ZM16 163V161L15 160H13V159H10V160H8V158L6 157V156H2L1 155V153H0V197H6V198H13V199H25V200H27V199H29L30 201H33V202H36L39 206H41L43 209H45L47 212H50V213H52V214H54L55 216H59V217H63V218H71V219H78V220H85V221H87V222H92L95 218H97V217H99L98 216V213L99 212H101V210H102V216H103V219L104 220H106V222H107V225H108V227L107 228H105V231H108V236H110V238H113V237H115V238H117L120 242H125L126 244H128V245H130V246H135V245H139V246H145V247H149V248H153L152 250H156V249H159V250H161L162 248H165V247H179V246H182L185 242H189V240L188 239H186V238H184V236H186V235H184V234H186L185 232L184 233H182L181 234V232H183V229H186V230H184V231H186V232H188V228L189 229H191V231H193V232H195V233H197L198 231H199V234H200V236L199 237H196V239L195 240H192V242H194L195 244H197L198 246H200V247H202V248H219V249H223V250H226V251H229V252H232V253H234L235 254V257L236 258H240V259H242V260H245V261H249V262H252V263H254V264H264V196L263 197H260L261 199H262V201L260 200V198H258V199H252V197L251 196H247L248 198H250V200L251 201H249V199L248 200H246L247 199V197L246 198H244V200H243V202H242V199L241 198H243V197H241L240 199H241V201H238V197L240 196H235V194H232V193H234V192H232V191H234V187H232L234 184H232L231 182H230V180L227 178L226 179V177H224V176H226L225 175V173L223 172V173H220L219 175L218 174H216V173H210V175L208 174L209 172L208 171H206L204 168H202V169H204V172L206 171V173L208 174H206V173H203L201 170V172H202V174L204 175V177H206V178H203V175H201L200 176V174L201 173H199L200 171L198 170L199 168H197L196 170H197V172L199 173H196L193 169H192V165L191 166H189V167H186L187 169H181V170H183V171H188V170H192L191 172H193L194 174L196 173V176H197V174H198V176H197V178H196V176L194 175V177L195 178H189L190 176V174L191 173H189V175L187 174V172H185L189 177H188V179H187V176H186V180L185 181H182V180H184V178L183 177H179V176H177L176 178H168V177H165V176H167V174H164V172H160L159 170H157V173L155 174V175H152L151 174V178H153V177H155V176H157V178L159 179V193L161 194V196H163L162 197V199H163V203L164 204H162V207H165L166 209L167 208H171V211L173 212V217H172V219H173V227L172 228H174V229H176V227H177V231H179L180 232V229H182L181 230V232H180V234L182 235H180L181 237L180 238H178L179 236V232H177L176 234V236H174V238H172L174 241H172V239H171V241L170 240H167V241H164L163 242V244H161L159 241L157 242L156 240H153L152 241V239H150V238H145L144 237V239H143V237H142V239H141V237H138V235H134L133 236V233L131 232V230L133 229V227H129V224L128 223H123L122 222V225L119 223L120 222V220L119 219H123V216L121 215V212L122 211H124L123 209L124 208H126V206H125V202H126V200H127V202H126V204L128 203V201H129V203L131 202V199H133L134 200V195H135V191L134 192H132V188H125V187H122L120 184L121 183H119V184H117V183H115L114 181H113V178H117V176L116 175H119V174H107V176H105V174L104 173H101L100 175L99 174H97V175H95V173H90L89 174V171L85 174V173H83L81 176L83 177V175L85 176V177H88L89 176V178L91 177V179H95V180H97L98 179V177H100V176H105L106 178H104V179H108V182H107V184H105L104 185V187H99L98 189L97 188H94V189H96L93 193H96L95 194V196H94V194L92 193V192H90V193H92V200H91V204H90V201H89V204H87V205H89L88 207L90 208H87L86 207V204L84 205V203H83V205L87 208H84V206H82V204L81 205H79L80 203H82V201L79 203V204H77V208H75L73 205V207H71V205H70V207L69 206H67V205H65L66 207H68V211H66L65 210V206H64V208H62V206H61V208H60V206H58V208H56L55 206H53L52 204H50L49 202L48 203H43V202H40L39 201V199L38 198H36V197H33V198H29V197H24L23 195H22V193H21V191L18 189V188H16V184H15V181H16V179H17V170H18V168L16 167V164L14 165V163ZM192 162V161H191ZM40 163V162H39ZM46 163V162H45ZM241 164L243 163V162H240ZM252 162H250V163H248V162H246V163H243V164H245L244 166H246L247 168L249 167V165H253V166H255V164L254 163H252ZM247 164V165H246ZM197 165H196V167H197ZM194 168H195V166H193ZM140 169H142V167H139ZM156 168V167H155ZM154 168V169H155ZM190 168V169H189ZM261 168H263V170L262 171H264V165L263 166H261ZM261 168H260V170H261ZM45 169V168H44ZM47 169V168H46ZM153 169V170H154ZM48 170V169H47ZM137 170H138V168H137ZM137 170L135 171V172H133V173H135V175H136V172H137ZM246 170V169H245ZM49 171H51V168H50V170H48V172ZM139 171V170H138ZM140 172V171H139ZM142 172V171H141ZM182 172V171H181ZM189 172V171H188ZM132 173V174H133ZM184 173V172H183ZM218 173V172H217ZM244 173H246V174H248V171L247 172H244ZM243 173V175H246V174H244ZM250 173H251V171H250ZM253 173V172H252ZM252 173L250 174L251 176H253L252 175ZM94 174V175H93ZM141 174H143L144 175V173H141ZM141 174H139V173H137V177H142L143 175H141ZM185 174V175H186ZM214 174V175H213ZM223 174V175H222ZM254 174H255V172H254ZM114 175L116 176V177H114ZM135 175H133V176H131V175H129V177H134ZM192 175V174H191ZM192 175V176H193ZM216 175V177H213L212 179H214V181L216 180H218L217 182H219V179H217L218 178V176H219V178H224V180L227 182L226 183V185H224V184H218L217 182V185L218 186H220V187H217V185H216V183H214V181L213 180H209V178H210V176L212 177V176H215ZM218 175V176H217ZM221 175V176H220ZM242 175V176H243ZM256 175V174H255ZM147 175H146V172H145V177H146ZM201 178H200V177ZM223 176V177H222ZM247 176V175H246ZM245 176V177H246ZM248 176H249V174H248ZM251 176H249L248 178H249V180L251 179L250 177ZM136 177V176H135ZM144 177V176H143ZM228 177V176H227ZM245 177L243 176L242 177V179L244 178L245 179ZM199 178V179H198ZM248 178H247V180H248ZM81 179V178H80ZM196 179V180H195ZM202 179V180H201ZM206 179V180H205ZM241 179V180H242ZM244 179H243V181H244ZM198 180V181H197ZM223 179H221L220 181H222ZM248 180V181H249ZM14 181V182H13ZM182 181V182H181ZM241 182L240 184L242 185V183H246L245 181L244 182ZM224 181H222V183H223ZM229 182V183H228ZM190 183H193V184H191L190 185ZM206 183H208V185L206 184ZM213 183V184H212ZM221 183V182H220ZM187 184H189L190 186L189 187H191V188H186V185ZM235 184H239V183H235ZM180 185V186H179ZM182 185V186H181ZM195 185V186H194ZM184 186V188H182ZM209 186H210V189H209ZM207 187V188H206ZM213 187V188H212ZM223 187V188H222ZM229 187H230V190H229ZM217 188V189H216ZM228 188V189H227ZM131 191H130V190ZM212 189V190H211ZM216 189V190H215ZM224 189V190H223ZM232 189V190H231ZM195 190V192H193V191ZM236 190V189H235ZM93 191V190H92ZM128 191H130L129 193H128ZM231 191V195H234L235 196V198L237 199L235 202L232 200V197H234V196H231V195H228V194H230L229 192ZM190 192H192L193 194H191ZM210 192V193H209ZM228 192V193H227ZM132 193H134V195L132 194ZM201 193H202V196H201ZM204 193V194H203ZM225 193V194H224ZM243 193V192H242ZM242 193H241V195H242ZM191 194V195H190ZM224 194V195H223ZM237 194V193H236ZM239 194V193H238ZM127 195H129V196H131V199H130V197H128V198H126V196ZM190 195V196H189ZM197 195V196H196ZM223 196V197H225L224 198V201L222 200V198L223 197H221V196ZM227 195V196H226ZM243 195H246V194H244L243 193ZM248 195V194H247ZM94 196V197H93ZM164 196H165V198H164ZM182 196H183V198H182ZM133 197V198H132ZM190 197V198H189ZM194 197V198H193ZM197 198H198V200H197ZM221 198V199H220ZM256 198H257V196H256ZM176 199V200H175ZM192 199V200H191ZM202 201H201V200ZM218 199H220V201L222 200V202H223V204H221L222 206H217L218 208H217V211H215L214 210V208H213V205L215 204V203H217L216 201L218 200ZM234 199V198H233ZM239 199V200H240ZM169 200H173L172 202L171 201H169ZM194 200V201H193ZM226 200H227V202H226ZM256 200H258V202L256 201ZM183 201V202H182ZM186 202V204H185V202ZM188 201V202H187ZM191 201H192V203H191ZM220 201H218V202H220ZM241 202L242 203V205L240 204V203H238V202ZM245 201H247V202H249V203H247V204H245ZM253 201V202H252ZM85 202V201H84ZM87 202V201H86ZM167 202V203H166ZM168 202H170V203H168ZM230 202L231 203H233V204H236V207H235V205L233 206V204H230ZM240 204L243 208L241 209V206H239L238 204ZM171 203H172V205H171ZM177 203V204H176ZM187 203H189V204H187ZM49 204V205H48ZM165 204H166V206H165ZM168 204V205H167ZM175 204V205H174ZM184 204V205H183ZM201 204V205H200ZM249 204V205H248ZM263 204V205H262ZM78 205H79V207H78ZM129 205V204H128ZM189 205V206H188ZM246 206V208H247V210H246V208H245V206ZM53 206V207H52ZM80 206L81 207H83L82 209L80 208ZM171 206V207H170ZM196 206V207H195ZM237 206L239 207V208H237ZM188 209H187V208ZM221 207V208H220ZM230 207L231 208H233L234 209V207L237 209V210H239V211H237V210H233L234 211V213L232 212V213H230V214H233V215H231V224L232 225H234V227H238V229H240V228H242V226L244 227V229L242 228V230L240 229V231H241V233H240V231L237 229V228H234L233 226H231V224H229L230 222H228V225L230 226V229H233V231H235V233L237 232V230H238V232H237V237H234V238H231V239H224V240H222V242H221V244L219 243V245L218 244H214V245H212V244H210V243H208L207 241H208V236H209V234H211L210 232L208 233V231L210 230L211 231V222L213 221V219L214 218H216V219H219V217L220 218H223L224 216L227 218V216L229 215V212H231L232 211V209L229 211V209H230ZM258 207V208H257ZM164 208V209H165ZM183 208H185V209H183ZM191 208V209H190ZM196 208V209H195ZM228 208V209H227ZM241 209V210H240ZM262 209V210H261ZM184 210V211H183ZM186 210H189V211H186ZM195 210V212H193ZM227 210H228V212H227ZM242 210H243V213H242ZM248 210H249V212H248ZM175 211H177V212H175ZM179 211V212H178ZM215 211V212H214ZM237 211V213L235 214V212ZM255 211H257V212H255ZM183 212H185V213H183ZM238 212L240 213V214H238ZM176 213V214H175ZM179 213H181V214H179ZM222 213H223V215H222ZM178 214H179V216H178ZM244 214V215H243ZM246 214V215H245ZM248 214H250L249 215V217H248ZM193 215L195 216V217H193ZM235 215V216H234ZM237 215V216H236ZM238 215L240 216V218L243 216H246L247 218H248V220H247V218L246 217H244V218H242V219H240V220H238L239 218H238ZM242 215V216H241ZM254 215H256L254 218L252 217V216H254ZM109 216V217H108ZM122 216V217H121ZM176 216V217H175ZM188 216V217H187ZM190 216V217H189ZM204 218H202V217ZM257 216H260L259 218H256ZM175 217V218H174ZM179 217H181V218H179ZM185 217V218H184ZM224 217V218H225ZM236 217V218H235ZM184 218V219H183ZM190 220H189V219ZM192 218V219H191ZM256 218V219H255ZM179 222H182L181 224L179 223L178 224V221ZM188 219V220H187ZM242 220V221H241ZM245 222H244V221ZM247 220V221H246ZM251 220V221H250ZM122 221V220H121ZM175 221H177L176 223H175ZM189 221V222H188ZM255 221V222H254ZM127 222V221H126ZM186 223V227H185V223ZM232 222H234V223H232ZM239 222H240V224H239ZM243 222V223H242ZM239 225H238V224ZM180 225H182V226H184V227H181ZM235 225H237V226H235ZM132 226V225H131ZM176 226V227H175ZM194 226V227H193ZM181 227V228H180ZM191 227V228H190ZM231 227H233V228H231ZM246 227V228H245ZM228 228V227H227ZM227 228H225L224 230L223 229H221V235L222 236H224L225 235V232L226 231H228L227 230ZM236 229V230H235ZM103 230V229H102ZM206 230V231H205ZM222 230H223V232L224 233H222ZM253 230V231H252ZM232 231V232H233ZM245 231H247L245 234H244V232ZM255 231V232H254ZM117 233V234H116ZM234 233V234H235ZM116 234V235H115ZM228 233L226 232V235H227ZM233 234V233H232ZM240 234H242V235H240ZM244 234V235H243ZM254 234V235H253ZM184 235V236H183ZM197 235H198V233H197ZM225 235V236H226ZM236 235V234H235ZM251 235V236H250ZM203 237V238H202ZM242 237H243V240H242ZM175 238H176V240H175ZM205 238V239H204ZM212 237L210 236V239H211ZM239 240H238V239ZM149 239L152 241H150L149 242ZM212 240H214V239H212ZM11 241H14L13 239H11ZM170 241V242H169ZM191 243V242H190ZM252 244V245H251ZM190 245H192V243L190 244ZM252 246V247H251ZM158 250V251H159ZM238 251H240V252H238ZM255 251V252H254ZM237 252V253H236ZM243 256H246V257H243Z\"/></svg>",
    "mask_w": 264,
    "mask_h": 264
},
{
    "label": "crops",
    "instance_id": "0c3cea01",
    "mask_svg": "<svg viewBox=\"0 0 264 264\" xmlns=\"http://www.w3.org/2000/svg\"><path fill=\"white\" fill-rule=\"evenodd\" d=\"M107 227L102 215L92 222L73 220L55 216L29 199L0 197V240L69 264H254L194 242L184 256L182 246H130L110 238Z\"/></svg>",
    "mask_w": 264,
    "mask_h": 264
},
{
    "label": "water",
    "instance_id": "95a60500",
    "mask_svg": "<svg viewBox=\"0 0 264 264\" xmlns=\"http://www.w3.org/2000/svg\"><path fill=\"white\" fill-rule=\"evenodd\" d=\"M32 249L0 240V264H56ZM47 256V255H45ZM50 258V256H47ZM53 258V257H52ZM58 264H69L59 259Z\"/></svg>",
    "mask_w": 264,
    "mask_h": 264
}]
</instances>
